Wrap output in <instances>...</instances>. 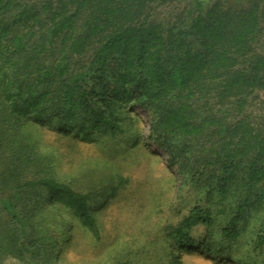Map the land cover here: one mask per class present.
Segmentation results:
<instances>
[{
	"label": "trees",
	"instance_id": "16d2710c",
	"mask_svg": "<svg viewBox=\"0 0 264 264\" xmlns=\"http://www.w3.org/2000/svg\"><path fill=\"white\" fill-rule=\"evenodd\" d=\"M170 2L0 0V264H52L68 241L54 236L65 213L101 241L93 209L127 182L110 160L124 140L166 149L212 205L198 202L166 228L174 253L204 248L195 229L206 238L233 201L228 241L248 208L264 206V0H189L158 16ZM139 108L155 117L147 132ZM63 139L97 143L103 155L82 160L76 178L61 169L63 151L77 147Z\"/></svg>",
	"mask_w": 264,
	"mask_h": 264
},
{
	"label": "rangeland",
	"instance_id": "374dc122",
	"mask_svg": "<svg viewBox=\"0 0 264 264\" xmlns=\"http://www.w3.org/2000/svg\"><path fill=\"white\" fill-rule=\"evenodd\" d=\"M188 2L171 0L167 8L171 14L160 10L161 15L158 16L171 17L181 12ZM260 100H254L248 108L251 116L257 119L262 115ZM134 112H137L144 123V132H147L155 117L141 108ZM45 132L57 135V130L51 127ZM76 132L78 134V129ZM63 140L61 146H77L75 151L62 147L66 157L60 159L61 169L76 178H79L81 169L78 164L82 160L98 161L103 155L102 147L97 143L80 139L69 140L68 143ZM124 142L113 150L110 160L122 168L127 182L116 196L106 194L102 203L95 204L93 209L101 223L102 240L96 241L78 220L65 213L58 219L60 223L55 226L54 236L65 232L68 241L59 243L52 264H115L126 261L132 264H170L174 255H179L183 264H264V245L256 247L257 236L264 229V206L250 207L245 211L239 221L240 236L237 240L228 241L221 234L234 216L237 207L234 201L225 213L215 215L214 225L206 238L205 227L195 229L193 236L205 242L204 248L194 246L191 251L174 253L170 240L165 236L166 228L178 225L198 202L201 206H210L211 203H205L194 185L187 183L186 176L179 172V166L170 163L166 149L152 141L137 146L127 140ZM207 245L212 253L205 249ZM1 264L22 263L6 258Z\"/></svg>",
	"mask_w": 264,
	"mask_h": 264
}]
</instances>
